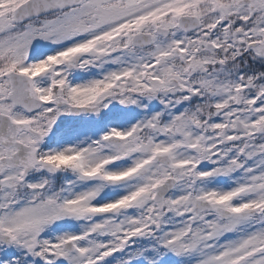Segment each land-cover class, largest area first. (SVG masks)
<instances>
[{"label":"snow or ice","instance_id":"obj_1","mask_svg":"<svg viewBox=\"0 0 264 264\" xmlns=\"http://www.w3.org/2000/svg\"><path fill=\"white\" fill-rule=\"evenodd\" d=\"M0 264H264V0H0Z\"/></svg>","mask_w":264,"mask_h":264}]
</instances>
